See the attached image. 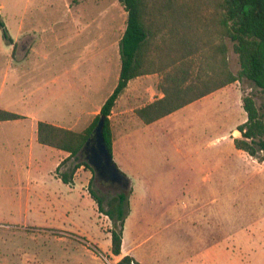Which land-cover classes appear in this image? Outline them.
Listing matches in <instances>:
<instances>
[{"label": "rangeland", "instance_id": "rangeland-1", "mask_svg": "<svg viewBox=\"0 0 264 264\" xmlns=\"http://www.w3.org/2000/svg\"><path fill=\"white\" fill-rule=\"evenodd\" d=\"M61 1L63 33L71 30L69 17L87 11L91 17L88 30L96 40L104 36L113 44L122 37L127 14L120 0ZM14 6L7 13L11 29L19 11ZM228 44L230 68L238 75L239 59L233 44ZM0 45H5L1 29ZM160 80L157 74L132 82L110 116L113 160L130 182L126 188L112 185L88 168H77L88 159L84 153L79 158L62 153L59 165L42 159L20 163L16 159L22 145L16 139L23 137L29 145L31 136L14 131L10 141L0 144V264H69L76 260L116 264L119 258L111 253V231L120 228L105 212L121 193L129 209L125 250L132 251L134 235L141 234L140 239L149 242L133 255L142 264H188L200 250V240L219 239L226 240L229 254L264 264V232L245 230L254 221L262 222L264 184L257 185L261 178L255 167L238 153L231 139L233 130L247 119L243 99L253 95L264 115L263 94L243 79L149 126L135 111L159 99ZM64 99L54 107L61 125L82 132L94 122L95 115L82 116L71 124L67 110L72 104ZM206 172H211L210 179L221 178V198L209 191L208 178L203 177ZM64 174L72 177L71 186L59 180ZM46 189L88 196L95 192L103 198L104 213L92 200V207L64 210L59 216L64 225L59 229L24 223L28 216L22 192Z\"/></svg>", "mask_w": 264, "mask_h": 264}, {"label": "trees", "instance_id": "trees-1", "mask_svg": "<svg viewBox=\"0 0 264 264\" xmlns=\"http://www.w3.org/2000/svg\"><path fill=\"white\" fill-rule=\"evenodd\" d=\"M128 13L127 28L120 43L121 73L118 85L104 103L94 123L75 132L40 122L37 139L41 145L79 158L101 117H105L104 137L113 155L110 116L130 81L146 75H160L161 99L135 111L146 125L154 124L231 84L246 80L264 97V0H120ZM3 39L12 44L0 15ZM238 56L240 71L234 74L229 64V44ZM247 121L237 127L241 138L235 148L261 160L264 154V115L253 95L243 99ZM22 119L0 109V122ZM85 167L94 172L87 162ZM64 184L72 177L62 175ZM104 213L103 198L90 192ZM121 193L105 212L119 230L111 231V253L119 257L123 232L129 215L128 199ZM117 226V227H118ZM116 264H141L130 255Z\"/></svg>", "mask_w": 264, "mask_h": 264}, {"label": "crops", "instance_id": "crops-1", "mask_svg": "<svg viewBox=\"0 0 264 264\" xmlns=\"http://www.w3.org/2000/svg\"><path fill=\"white\" fill-rule=\"evenodd\" d=\"M12 5H17L19 10L15 16L17 21L14 29L9 27L7 21V13ZM59 5L60 11L57 10ZM61 7V0H2L0 3V15L12 39V44L4 40L5 45H0V109L22 117L17 121L0 122V135H5L0 139V144L10 141L9 135L12 136L14 131L20 136H31L28 140L29 145L26 143L27 139L23 137L16 139L17 144L22 145L16 159L20 163L42 159L59 165L62 153L66 152L41 145L37 139L38 124L45 122L72 130L56 121L55 103L61 102L63 97L66 102L72 104L67 110L71 124L82 116L97 117L119 82L120 43L127 23L119 41L112 44L108 41V37L104 36L96 40L87 26L91 17L86 16L87 11H83L80 15L69 17L71 30L69 33H63ZM122 7L128 20V13L123 5ZM156 75L138 77L130 81L129 85L141 78ZM162 97L161 93L159 99ZM176 113L152 125H158ZM233 132L231 139L234 144V139L239 138L237 134L241 136V133L237 129ZM237 151L255 167L256 176L261 178L257 185L264 184V159L257 160L244 151L238 149ZM0 153L2 155L1 151ZM66 154L70 158V155ZM203 177L208 178L209 191H212L214 197L221 198V178L210 179L211 172L204 173ZM58 178L62 182L59 176ZM65 185L71 186L72 183ZM22 196L26 198V216H28L24 223L32 222L56 229L64 225L59 217L64 210L92 207L95 201L86 193L68 190H33L22 192ZM254 229L264 232V216L262 222L254 221L245 230ZM126 231L124 227L122 252L117 258L122 259L130 255L142 264L140 257L133 255L149 242L142 241L141 234L134 235L131 239L133 249L126 251L124 248ZM202 241H199L200 250L188 259V264H253L252 258L245 260L229 254L226 240L219 239L207 243ZM57 245L61 246L60 243ZM61 253L68 258L66 251ZM82 263L84 261L76 260L69 264Z\"/></svg>", "mask_w": 264, "mask_h": 264}, {"label": "water", "instance_id": "water-1", "mask_svg": "<svg viewBox=\"0 0 264 264\" xmlns=\"http://www.w3.org/2000/svg\"><path fill=\"white\" fill-rule=\"evenodd\" d=\"M105 120V117H101L89 141L83 148V151L90 149V155H87L88 159L86 162L91 166L90 168L94 170L98 177L99 173L104 172L106 169L108 173L113 174L114 177H123L126 179L120 170H118L114 163L113 155L108 150L104 137Z\"/></svg>", "mask_w": 264, "mask_h": 264}, {"label": "flooded vegetation", "instance_id": "flooded-vegetation-1", "mask_svg": "<svg viewBox=\"0 0 264 264\" xmlns=\"http://www.w3.org/2000/svg\"><path fill=\"white\" fill-rule=\"evenodd\" d=\"M83 153L87 156L90 155V149H86ZM99 177L107 182H110L114 186H120L121 188H126L129 186L130 182L123 177H114L113 174L108 173L105 169L104 172L99 173Z\"/></svg>", "mask_w": 264, "mask_h": 264}]
</instances>
